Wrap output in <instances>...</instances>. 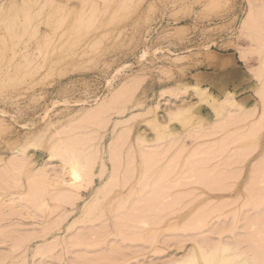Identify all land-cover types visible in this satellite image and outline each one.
I'll list each match as a JSON object with an SVG mask.
<instances>
[{
	"label": "rangeland",
	"instance_id": "374dc122",
	"mask_svg": "<svg viewBox=\"0 0 264 264\" xmlns=\"http://www.w3.org/2000/svg\"><path fill=\"white\" fill-rule=\"evenodd\" d=\"M263 97L264 0H0V264H264Z\"/></svg>",
	"mask_w": 264,
	"mask_h": 264
},
{
	"label": "bare ground",
	"instance_id": "6f19581e",
	"mask_svg": "<svg viewBox=\"0 0 264 264\" xmlns=\"http://www.w3.org/2000/svg\"><path fill=\"white\" fill-rule=\"evenodd\" d=\"M252 9V8H251ZM251 9H250V11H251ZM254 11V10H253ZM250 13V12H249ZM254 13V15H255V13H257V12H253ZM257 15V14H256ZM252 16H250L249 18H250V21L249 22H246L247 20H245V22H246V24H244V28H245V30L247 29L248 30V32H249V28L247 27V26H252V25H254V22H256V21H254L255 19H252V18H254V17H252ZM257 19H259V17L257 18ZM256 19V20H257ZM251 20H253V21H251ZM244 22V23H245ZM253 23L252 25H250L251 23ZM256 24V23H255ZM243 50V49H242ZM242 50H241V55H243L244 54V51H243V54H242ZM245 53H246V51H245ZM246 55V54H245ZM245 55H243V56H245ZM263 89V88H262ZM202 91V90H201ZM200 91V94L201 93H205V91L203 92H201ZM197 92H199V91H197ZM262 93V92H261ZM198 95V94H197ZM202 95V94H201ZM227 95V94H226ZM228 95H230V94H228ZM263 95V94H262ZM259 96H261V95H259ZM226 97V96H225ZM227 98V99H226ZM226 98H224V100L226 99V102H223V104H222V102H220L223 106L222 107H224L225 106V108H227L226 106H233L232 104L234 103L235 104V102H233L232 100L233 99H229V98H231V96L229 97V96H227ZM264 98V97H263ZM262 98V99H263ZM237 103V102H236ZM263 103V102H262ZM239 106V105H238ZM236 107H237V105H236ZM218 109V108H217ZM218 111H219V109H218ZM241 112V111H240ZM243 113V112H242ZM175 114H177V113H175ZM264 115V114H263ZM175 116V115H174ZM171 118H174V117H171ZM170 118V119H171ZM263 120V119H262ZM260 121H261V119H260ZM260 123V122H259ZM264 125V124H263ZM258 126V125H257ZM255 127V126H254ZM260 127V126H259ZM256 128H258V127H256ZM69 155V154H68ZM66 156H67V154H66ZM71 156V155H70ZM68 157V156H67ZM66 158V157H65ZM72 158V157H71ZM71 158H68V159H71ZM80 158V157H79ZM73 159H75V158H73ZM66 160L67 159H65L64 161L66 162ZM68 161H70V160H68ZM72 161V160H71ZM76 161V160H75ZM74 160L71 162V164H73L74 166H75V163L77 162H75ZM75 162V163H74ZM67 164H69L68 162H67ZM70 164V167H72V165ZM77 164V163H76ZM83 164V163H82ZM69 166V165H68ZM79 166H81L80 164H79ZM81 168H82V166L79 168L78 167V169H80L81 170ZM71 171V170H70ZM82 173V172H81ZM70 175V174H69ZM72 175L76 178V177H78L79 176V172L77 171V169H76V167H75V170H74V167H72ZM81 178V177H80ZM77 179V178H76ZM75 179V180H76ZM73 180V179H72ZM253 181V180H252ZM257 182V181H256ZM105 189V188H104ZM104 191V190H103ZM250 225V224H249ZM252 226V225H251ZM245 228V227H244ZM253 229H255V228H253ZM257 229V228H256ZM250 230V229H249ZM255 232V231H254ZM261 233V232H260ZM248 234H250V233H248ZM251 235H253L254 236V233L253 234H251ZM253 236H252V238H253ZM261 237V236H260ZM259 238V237H258ZM241 240V239H240ZM248 240V239H247ZM255 240V239H254ZM229 243V242H228ZM230 244H231V242H230ZM229 244V245H230ZM252 244V243H251ZM254 244V243H253ZM257 244V243H256ZM225 245H228V244H225ZM229 245L226 247H221V248H224L223 250L221 249V252L223 253V255H222V257L224 256V253H226L225 254V256L222 258V259H218L219 261H217V259L214 261V260H211L210 258H215L214 256H209L208 258H209V260H211V261H213V262H211V261H209V263H207V264H220V262H221V264H250L251 263V258H253L252 260H255L256 261V258H254V256L253 257H251V258H249V257H244V255L241 253V251L243 250H238L239 251V253H241V254H239L238 252H235L234 254H232V255H234V256H236V255H238L239 254V256H236V257H239V258H232V259H230L231 257H232V255L230 256V254H229V252H230V250H231V248L229 247ZM232 245H234V244H232ZM258 245V244H257ZM263 245V244H262ZM223 246H224V244H223ZM236 246V245H235ZM233 248V247H232ZM248 248H250V247H248ZM218 249V248H217ZM232 251H233V249H232ZM234 251H236V250H234ZM233 251V252H234ZM220 252V253H221ZM243 252V251H242ZM245 252V251H244ZM257 252V251H256ZM212 253V252H211ZM214 253H215V251H214ZM218 253V252H217ZM248 253H249V251H248ZM253 253V252H252ZM210 254V253H209ZM193 257L195 256V255H193V254H191ZM191 255H190V257H191ZM240 255H242L241 256V258H240ZM254 255V254H253ZM189 256V255H188ZM205 256V255H204ZM216 256V255H215ZM249 256H251V255H249ZM190 257H187L186 259H192V258H190ZM197 257V256H196ZM205 257H207V256H205ZM216 257H218V256H216ZM242 257H244V258H242ZM194 259H195V257H194ZM226 259V260H225ZM230 259V260H229ZM195 260H197V258L195 259ZM221 260V261H220ZM227 261V262H225V261ZM183 261H185V260H183ZM183 261H178L177 263H183ZM203 261V260H202ZM175 262L176 261H174V264H175ZM192 263H190V264H193L194 262H196V261H191ZM207 262H208V260H207ZM211 262V263H210ZM253 262V261H252ZM259 262H261V261H259ZM187 263V262H186ZM189 263V262H188ZM196 264V263H195Z\"/></svg>",
	"mask_w": 264,
	"mask_h": 264
}]
</instances>
